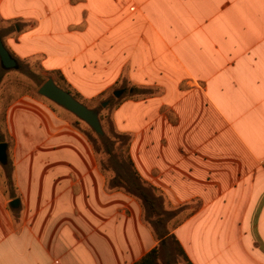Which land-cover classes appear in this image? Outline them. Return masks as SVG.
Wrapping results in <instances>:
<instances>
[{"label": "crops", "instance_id": "0c3cea01", "mask_svg": "<svg viewBox=\"0 0 264 264\" xmlns=\"http://www.w3.org/2000/svg\"><path fill=\"white\" fill-rule=\"evenodd\" d=\"M5 2L16 60L115 103L137 182L110 183L70 120L14 100L0 130L21 204L0 188V264H134L171 235L192 264H264V0ZM135 184L188 211L163 238Z\"/></svg>", "mask_w": 264, "mask_h": 264}, {"label": "rangeland", "instance_id": "374dc122", "mask_svg": "<svg viewBox=\"0 0 264 264\" xmlns=\"http://www.w3.org/2000/svg\"><path fill=\"white\" fill-rule=\"evenodd\" d=\"M10 1L11 0H6L4 7L10 3ZM9 25L13 26L12 24L0 21V31L3 36H6L8 33L10 27ZM48 78L54 79L59 87L68 90V87H66V84L62 79H60L58 74L45 73L35 59L29 61L17 60V66L15 68L6 69L5 71L1 69L0 65V112L2 113L3 110H5L14 100L25 95L43 101L58 115L70 120L71 124L74 125V127L81 133L82 137L88 141V144H90L89 146L92 148L101 170H103L106 174L110 183H112V179L116 175L120 176L123 174L134 177L135 171L128 163V144L125 141L117 143L108 141L107 145L104 147L101 141L96 139L97 135L92 131L89 125L80 120L73 113L39 94V88L48 80ZM70 90L72 95H74L75 92L71 88ZM77 100L84 103L89 108L98 109L104 135L112 136L113 132H118L112 122V110L115 107V103H110L105 109H100L102 100L89 101L83 97ZM1 135L5 140H8L9 144H12V140L8 134L5 136L4 132L1 131ZM87 135L95 141V146L92 145ZM9 146L11 149V145ZM8 159H12L10 153ZM9 174L10 169L6 171V175ZM4 181V175L0 174V183L4 184ZM155 192L156 191H153V195L156 198L155 207L158 210L159 215H153L148 206H146V212L144 211L143 215L145 221L150 225V227H152V229L161 236L171 232L176 223L179 222L188 213V211L178 214L177 211L173 210L172 207L167 204L164 197L158 194V192ZM161 245L162 244H160L159 247ZM160 255L162 264H186L183 256L178 253L175 248V243L170 237L166 238V244L161 247Z\"/></svg>", "mask_w": 264, "mask_h": 264}, {"label": "water", "instance_id": "95a60500", "mask_svg": "<svg viewBox=\"0 0 264 264\" xmlns=\"http://www.w3.org/2000/svg\"><path fill=\"white\" fill-rule=\"evenodd\" d=\"M0 63L5 69H13L17 66V60L11 55L6 48L2 37L0 36ZM39 94L63 107L67 111L73 113L80 120L84 121L99 136L104 135L102 124L99 118V111L95 108H89L84 103L77 100L69 91L59 87L54 79L48 80L39 88ZM124 90L118 89L113 92L115 98H120ZM109 101L101 103L102 107H106ZM8 163V143H0V164ZM21 200L19 198L10 201V207L17 209L20 207Z\"/></svg>", "mask_w": 264, "mask_h": 264}, {"label": "trees", "instance_id": "16d2710c", "mask_svg": "<svg viewBox=\"0 0 264 264\" xmlns=\"http://www.w3.org/2000/svg\"><path fill=\"white\" fill-rule=\"evenodd\" d=\"M1 69L3 71L6 70L2 66H1ZM58 75H59L60 79L64 80L61 74L58 73ZM66 87H68L67 91H69L72 94V92L70 90V87L67 84H66ZM73 96L76 99H79V98L81 99V96L78 93H76V92L74 93ZM114 100L115 99H113V98L111 99V101H114ZM105 108L106 107H102L100 105V109H105ZM99 118H100V115H99ZM100 121H101V118H100ZM1 127L2 126L0 125V128ZM4 134L6 136L7 133H4ZM87 137L90 140V142L92 143V145L95 146L94 145L95 141L90 136L87 135ZM96 139L100 140L104 147H105V145H107L108 141H112L113 143H117V142H120V141L121 142L125 141L127 144L130 141V137L128 135L121 134L120 132L119 133L118 132L117 133L113 132L112 136H107V135L99 136V135H97ZM3 142H6V143L9 144L8 140H5L2 137L1 132H0V143H3ZM107 153H108V151H107ZM128 159H129L130 166L132 167V162H131L130 158H128ZM9 169H10V174L6 175V171L9 170ZM13 171H14V168H13V163H12L11 159L8 161V163L6 165L0 166V174L4 175V180H5L4 184L0 183V188L2 189L3 193L6 196H8L10 199H12V200L19 197V195L17 194L16 186H15V180H14V176H13ZM121 180L122 179H120V181H118V182H121ZM122 182H127V184H130V183H136L137 181H136L135 178L128 177L126 180H124V181L122 180ZM127 191L130 194L134 195L135 197L141 198L145 202L146 206H148L150 208V210L152 211L153 215H159V212H158V210L155 207V201L147 194V191L144 190L140 185L135 184L133 190L127 189ZM165 235L166 234L161 235L159 237L163 238ZM169 237L175 243L176 250L178 251V253L180 255L183 256L186 264H192L190 262V260L187 258V256L185 255V253H184L179 241L176 239V237L174 235H171ZM161 247H163V245H161L160 247L159 246L154 247L152 250H150L146 255H144L139 261H137L134 264H162L161 257H160L161 256L160 255L161 254Z\"/></svg>", "mask_w": 264, "mask_h": 264}]
</instances>
